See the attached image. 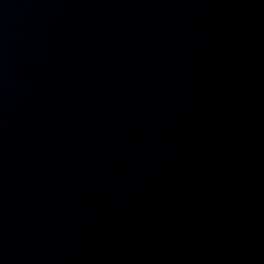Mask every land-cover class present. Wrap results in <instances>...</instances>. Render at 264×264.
Masks as SVG:
<instances>
[{
  "label": "water",
  "instance_id": "95a60500",
  "mask_svg": "<svg viewBox=\"0 0 264 264\" xmlns=\"http://www.w3.org/2000/svg\"><path fill=\"white\" fill-rule=\"evenodd\" d=\"M0 264H264V0H0Z\"/></svg>",
  "mask_w": 264,
  "mask_h": 264
}]
</instances>
